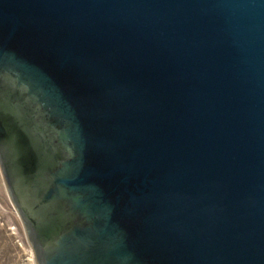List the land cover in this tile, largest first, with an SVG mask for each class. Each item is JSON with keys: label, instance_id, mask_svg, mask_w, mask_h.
<instances>
[{"label": "water", "instance_id": "water-1", "mask_svg": "<svg viewBox=\"0 0 264 264\" xmlns=\"http://www.w3.org/2000/svg\"><path fill=\"white\" fill-rule=\"evenodd\" d=\"M0 169L36 264H264V0H0Z\"/></svg>", "mask_w": 264, "mask_h": 264}, {"label": "rangeland", "instance_id": "rangeland-1", "mask_svg": "<svg viewBox=\"0 0 264 264\" xmlns=\"http://www.w3.org/2000/svg\"><path fill=\"white\" fill-rule=\"evenodd\" d=\"M0 264H36L21 218L8 196L1 169Z\"/></svg>", "mask_w": 264, "mask_h": 264}]
</instances>
